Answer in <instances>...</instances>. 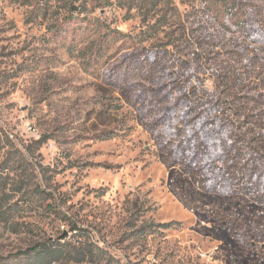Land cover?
Wrapping results in <instances>:
<instances>
[{
  "label": "rangeland",
  "instance_id": "1",
  "mask_svg": "<svg viewBox=\"0 0 264 264\" xmlns=\"http://www.w3.org/2000/svg\"><path fill=\"white\" fill-rule=\"evenodd\" d=\"M106 1L68 21L0 0V264L44 241L97 264H264V196L228 192L264 169V44L245 33L264 39V0Z\"/></svg>",
  "mask_w": 264,
  "mask_h": 264
},
{
  "label": "trees",
  "instance_id": "2",
  "mask_svg": "<svg viewBox=\"0 0 264 264\" xmlns=\"http://www.w3.org/2000/svg\"><path fill=\"white\" fill-rule=\"evenodd\" d=\"M117 6L119 8L133 9L135 3L149 2L150 6L155 7L161 2L160 0H116ZM54 5L53 12H50L44 8L48 4ZM30 4V3H29ZM35 6L37 7V12L40 15L54 14V12H64L67 15V20L71 21L74 16L82 14H93L98 9H102L106 4H111L110 1L103 0H35ZM226 5V3H225ZM31 6V5H30ZM33 7V5H32ZM40 11V12H39ZM241 26L243 24L241 23ZM244 27V26H243ZM245 30V27H244ZM247 32V33H246ZM246 35L255 44H264V39L261 38L255 30H245ZM186 103L189 102L190 97L186 94L183 98ZM186 114V113H185ZM183 117H186V115ZM213 125V124H212ZM208 143H206V146ZM186 150V149H185ZM258 160V159H257ZM255 162L252 165V170L246 177L241 171L238 172V178L235 183L230 180V188L228 192H231L237 184V187L241 188L245 194L251 193H262L264 196V169H259L261 165ZM9 166L6 170H9ZM256 169V170H255ZM220 194L225 193L224 184L221 183ZM21 189L14 190L15 192H20ZM227 192V191H226ZM13 200V194L8 192H3L0 196V226L6 227L12 233H16L14 224H9L11 219V212L13 205L11 204ZM80 231L78 228H74L73 231ZM77 234V233H76ZM79 241L83 236L76 235ZM102 251L98 246L91 244H78L73 243H58L51 241H44L37 243L31 248H28L25 252L17 255V259L14 264H97V258L101 257Z\"/></svg>",
  "mask_w": 264,
  "mask_h": 264
}]
</instances>
